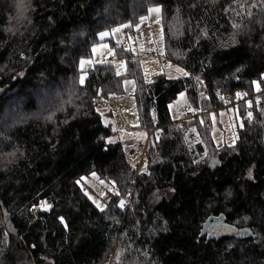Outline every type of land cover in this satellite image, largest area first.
<instances>
[{
	"label": "trees",
	"instance_id": "trees-1",
	"mask_svg": "<svg viewBox=\"0 0 264 264\" xmlns=\"http://www.w3.org/2000/svg\"><path fill=\"white\" fill-rule=\"evenodd\" d=\"M133 1L0 0V264H264V85L255 93L253 83L264 81V0ZM152 4L164 59L189 75L147 83L113 43L152 133L142 172L121 142L108 143L114 131L97 109V98L124 94V76L102 63L81 84L79 62L100 32L142 21ZM196 80L208 92L201 101ZM181 92L194 113L176 122L169 105ZM237 93L248 96L235 104ZM225 100L244 126L235 146L215 149L208 115ZM188 127L202 140L195 147ZM93 172L119 192L104 211L77 183ZM165 190L171 199L153 200Z\"/></svg>",
	"mask_w": 264,
	"mask_h": 264
},
{
	"label": "rangeland",
	"instance_id": "rangeland-1",
	"mask_svg": "<svg viewBox=\"0 0 264 264\" xmlns=\"http://www.w3.org/2000/svg\"><path fill=\"white\" fill-rule=\"evenodd\" d=\"M148 1L150 0H134L133 4L139 5L140 3H146ZM156 7L160 8L159 12L150 11V9ZM113 29L119 30L113 32ZM105 31L110 34L103 38L99 35L98 42L92 46L91 56L80 60L79 69L82 71L81 76H83L85 80L87 76L86 73L96 65L102 63H110L114 66L116 72L118 70L120 71V75L124 76V94L118 97H110L107 99L103 98L99 100L97 103V109L102 115L104 125H110L113 129L114 135L110 138L114 142H121L125 145V143L130 140L144 141L147 139V133L141 128L139 121L137 102L135 98L136 82L134 78L126 75V58H122L121 63L118 62L121 57L120 52L113 47V43L120 46L122 52H126L138 59L142 68L144 80L147 83L152 81V79L159 74H163L169 79L185 77L182 73H178L176 71V68L179 66L164 59L163 57L165 53V38L162 23V9L159 5L152 4L148 9L146 17L142 19V21L136 24L127 23ZM94 48L95 51H93ZM110 50L114 53V55L110 54ZM81 61H84V63L81 64ZM122 64L123 67L121 66ZM169 65H171V67H169ZM125 81H129V83H125ZM257 83L259 84L261 90L263 88L262 85H264V81L263 83ZM254 89L255 93H259L260 90L257 91L256 83L254 84ZM183 93H185L184 97H180V95H178L177 98L170 104L171 107H169L171 118L176 122L180 121L184 116V114L181 113V109H186L187 112L194 113V108L189 102V96L186 92ZM240 94L241 95L236 98V101L234 102L235 104L248 96V94ZM223 104L224 107H227L231 103H228V101L225 100L223 101ZM247 107H249V105H247ZM200 111H202L201 108L199 112ZM249 112L252 113V111H248L246 117H248ZM201 114L200 118L202 122H205V119L204 117H201ZM208 120L209 122L207 126L210 129L211 139L215 149L236 145L239 130L242 128L240 127V124L243 122V116L241 115L238 106L231 105L227 108L220 109L217 113L211 112L210 115H208ZM191 133H193L194 137H192L190 144L195 147L196 142L202 140L199 138L196 128H193ZM234 140L235 144H233ZM208 155L209 157H212L213 153L210 155V152H208ZM140 170L142 172L146 171L145 162H143L140 166ZM101 180L102 179H100L97 175L96 177H93L90 174L89 176L83 177L79 184L85 189V192L92 201L95 200L104 206V197L106 196L105 199H107V197L113 195L117 189L115 187V183L102 180L104 181L102 184L100 183ZM172 195L173 192L171 190H165L155 194L153 200H158L162 197L171 199ZM42 202H46V204L51 205L46 200ZM42 202H40L38 209H42L40 207ZM32 211L35 212L36 209H33ZM214 231L216 233H229L226 227L218 228Z\"/></svg>",
	"mask_w": 264,
	"mask_h": 264
},
{
	"label": "built area",
	"instance_id": "built-area-1",
	"mask_svg": "<svg viewBox=\"0 0 264 264\" xmlns=\"http://www.w3.org/2000/svg\"><path fill=\"white\" fill-rule=\"evenodd\" d=\"M118 62L121 63L122 60L119 59ZM196 86H197V96H198L199 101H201L204 98H207L208 92L204 90V83L202 81L196 80ZM97 100H100V98H97ZM257 104L260 105L261 101H258ZM251 109L252 108L250 107V111ZM181 113H183L184 116L182 117L180 121H177V122L190 121L193 116V113L187 112L186 109H181ZM201 113H203V111L199 112V114ZM187 133L190 138L194 137L193 133H191L190 127L187 128ZM151 139H152V133L147 134V139L144 141L130 140V141H127L124 145L125 153H126L128 160L132 163V165H134V168L137 170L140 169V166L143 163L144 156L148 148V145L151 142ZM110 260H112V258H110Z\"/></svg>",
	"mask_w": 264,
	"mask_h": 264
},
{
	"label": "snow or ice",
	"instance_id": "snow-or-ice-1",
	"mask_svg": "<svg viewBox=\"0 0 264 264\" xmlns=\"http://www.w3.org/2000/svg\"><path fill=\"white\" fill-rule=\"evenodd\" d=\"M150 11L159 12V11H160V8H159V7H156V8L150 9ZM249 15H250V13H249ZM234 27H239V26H238V25H234ZM118 30H119V29H113L112 31L115 32V31H118ZM109 34H110V33L107 32V31H102V32L99 33V35H100L101 38L106 37V36H108ZM93 51H95V48L93 49ZM110 54H113V55H114V53H113L111 50H110ZM83 63H84V61H81V64H83ZM121 66L123 67V64H122ZM169 67H171V65H169ZM176 71H177L178 73H182L184 76H188V75H189L188 72H186L183 68H180V67H177V68H176ZM120 74H121V73H120V71L118 70V71H117V75H120ZM261 76H262V78H264V73H262ZM83 82H84V77L81 76V77H80V83L83 84ZM149 82H151V81H149ZM125 83H129V81H125ZM133 83H134V82H133ZM253 83H256V84H257V91H259V90H260V86H259V84H258L257 82H255V81H254ZM179 95H180V97H184L185 93L181 92ZM236 95H237V96H240L241 94H240V93H237ZM245 95H246V94H245ZM248 105H249V107L251 106V101L248 102ZM169 107H171V105H170ZM248 117H249V119L252 118V113H251V112L248 113ZM243 126H244V125H243V122H241L240 127H243ZM108 143H114V141H113L111 138H109ZM233 144H235V140L233 141ZM230 146H231V145H230ZM204 155L207 156V152H205ZM194 162H195V163H199V161H194ZM133 167H134V165H133ZM91 175H92L93 177H96V173H95V172L91 173ZM249 175H251V173H249ZM77 183L79 184L80 181H77ZM100 183L103 184L104 181L101 180ZM113 183H114V182H113ZM173 191H174V190H173ZM114 194L117 195V196H119V192H118V191H116ZM93 203L96 204V207H97L100 211H104V207H103L101 204H99V203L96 202L95 200H93ZM124 206H125V201H124V200H120V202H119V207L123 208ZM35 207H36V206L34 205L33 208H35ZM40 207H41L43 210L48 211V210L51 209L52 206L46 204V202H42L41 205H40ZM59 219H60V221H61L62 223L64 222V218H63V217H60ZM245 219H247V218H245ZM64 227L67 228V224H66V223L64 224ZM33 247H35V246L33 245ZM117 260H119V256L117 257Z\"/></svg>",
	"mask_w": 264,
	"mask_h": 264
},
{
	"label": "water",
	"instance_id": "water-1",
	"mask_svg": "<svg viewBox=\"0 0 264 264\" xmlns=\"http://www.w3.org/2000/svg\"><path fill=\"white\" fill-rule=\"evenodd\" d=\"M216 221H219L218 219ZM234 232L233 235L237 238H247L249 236H252V231L250 229H242V230H235L234 228H231Z\"/></svg>",
	"mask_w": 264,
	"mask_h": 264
}]
</instances>
